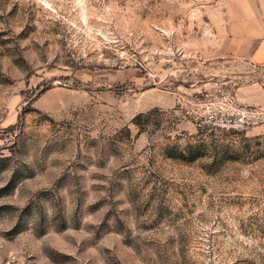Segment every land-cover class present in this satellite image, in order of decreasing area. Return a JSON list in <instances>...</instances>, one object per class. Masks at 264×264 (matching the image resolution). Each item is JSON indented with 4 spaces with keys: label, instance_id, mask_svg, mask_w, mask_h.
Returning <instances> with one entry per match:
<instances>
[{
    "label": "rangeland",
    "instance_id": "rangeland-1",
    "mask_svg": "<svg viewBox=\"0 0 264 264\" xmlns=\"http://www.w3.org/2000/svg\"><path fill=\"white\" fill-rule=\"evenodd\" d=\"M263 0H0V264H264Z\"/></svg>",
    "mask_w": 264,
    "mask_h": 264
},
{
    "label": "crops",
    "instance_id": "crops-1",
    "mask_svg": "<svg viewBox=\"0 0 264 264\" xmlns=\"http://www.w3.org/2000/svg\"><path fill=\"white\" fill-rule=\"evenodd\" d=\"M255 1H256V0H253L254 3H255ZM263 2H264V0H263ZM263 6H264V3H263Z\"/></svg>",
    "mask_w": 264,
    "mask_h": 264
}]
</instances>
